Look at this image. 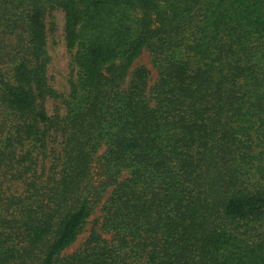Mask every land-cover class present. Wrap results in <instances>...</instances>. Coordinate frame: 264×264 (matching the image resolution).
<instances>
[{
	"label": "trees",
	"instance_id": "1",
	"mask_svg": "<svg viewBox=\"0 0 264 264\" xmlns=\"http://www.w3.org/2000/svg\"><path fill=\"white\" fill-rule=\"evenodd\" d=\"M0 264H264V0H0Z\"/></svg>",
	"mask_w": 264,
	"mask_h": 264
},
{
	"label": "rangeland",
	"instance_id": "2",
	"mask_svg": "<svg viewBox=\"0 0 264 264\" xmlns=\"http://www.w3.org/2000/svg\"><path fill=\"white\" fill-rule=\"evenodd\" d=\"M48 27V51L51 57L50 62V81L60 91L66 90L67 77L71 68V52L66 34V13L62 6H56L51 10L46 18ZM145 71L150 76L149 86H151L158 76V69L152 61L151 54L145 50L133 63L130 72ZM48 110L51 112L54 108L53 101L47 104ZM100 215L97 211L91 216V221L86 227V230L79 236L78 240L67 250L72 252L79 248L89 235V230L92 226V221Z\"/></svg>",
	"mask_w": 264,
	"mask_h": 264
}]
</instances>
